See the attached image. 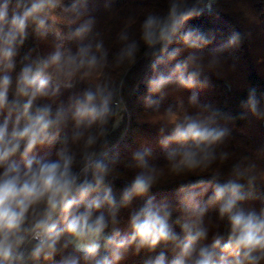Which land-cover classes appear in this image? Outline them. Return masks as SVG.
<instances>
[{
    "label": "clouds",
    "instance_id": "obj_1",
    "mask_svg": "<svg viewBox=\"0 0 264 264\" xmlns=\"http://www.w3.org/2000/svg\"><path fill=\"white\" fill-rule=\"evenodd\" d=\"M214 2L167 0L166 13L145 16L139 42L127 31L118 34L122 46L115 64L134 62L142 43L157 73L148 81L150 93L163 96L172 84L185 89L206 86L207 79H200L203 57L196 49L210 41L198 30L181 33V29ZM86 4L87 0H68L67 5L65 0H0V264H41L58 255L59 264H120L130 251L151 253L158 247L170 248L173 258L169 261L161 250L145 264H264V207L257 211L242 206L250 194L245 183L249 189L258 181L264 183V174H254V164L237 163L223 182L217 173L207 183L201 180L181 188V203L174 206L147 195L160 182L163 170L149 164L152 149L145 145L132 153L129 166L139 171L117 198L109 179L117 162L97 158L95 148L106 139L109 125L115 127L122 119L123 82L116 87L101 79L109 65V50L103 39L96 38L98 33L93 35L96 21L85 18ZM58 24L69 31L62 32ZM49 33L56 37L52 50L35 58L25 55L16 71L17 57L29 36L43 40ZM178 34L189 54L167 74L157 72L180 53L178 48L168 51ZM240 39L239 33L233 34L226 47ZM73 42L75 50L69 46ZM218 63L213 56L209 67ZM78 80L89 86L72 93L67 104L57 103L62 90L73 89ZM189 102L196 104L195 94ZM145 103L159 106L151 96ZM247 107L264 117L255 89ZM221 119L211 106L195 114L167 110L160 132L171 176L204 173L218 160L228 159L226 151L218 152L230 135ZM69 125L70 132L61 139ZM58 141L54 159L34 154ZM209 186L212 194L201 204L198 197ZM145 197L131 211L128 231L122 235L121 210ZM210 207L227 222L226 240L216 233L206 242L211 227L205 215ZM174 213H179L175 224L181 234L170 224Z\"/></svg>",
    "mask_w": 264,
    "mask_h": 264
},
{
    "label": "trees",
    "instance_id": "obj_2",
    "mask_svg": "<svg viewBox=\"0 0 264 264\" xmlns=\"http://www.w3.org/2000/svg\"><path fill=\"white\" fill-rule=\"evenodd\" d=\"M65 4H68V0H65ZM166 11L167 0H87L84 9L85 18H95L93 35L98 33L96 38L103 39L105 47L109 50V65L104 69L101 79L110 81L116 87L123 82L119 95L126 106L125 111L121 113L119 124L115 127L110 124L106 139L95 148L97 158L117 162L115 175L109 179L119 198L120 192L139 171L134 166H129L132 164V153L142 146H150L152 151L148 158L149 164L162 169L163 176L147 195L153 197L156 202H168L175 206L181 203V188L201 180L207 183L217 173L223 182L230 177L233 166L237 163L242 167L254 164V174H264V117L254 115L247 107L249 93L255 89L258 110L264 112V0H215L210 10L205 8L201 14L189 20L181 29V33L188 29L198 30L210 41L196 49L203 57L204 71L200 79L203 81L206 78L207 85L201 87L198 84L195 88L185 89L172 84L164 89L161 96L149 92L148 81L157 73L153 70L155 61L144 55L147 49L142 43L134 62L116 65L114 59L122 46L118 39L120 32L127 31L130 39L139 42L140 25L145 16L149 12L164 14ZM57 27L64 33L69 31L63 24H58ZM235 33L241 36L239 43L226 47L229 38ZM55 42L56 37L52 33L43 40L30 35L17 57L16 71H19L21 59L25 55L30 54L33 58L46 55L52 50ZM69 46L75 50L74 42ZM177 48L181 51L175 60L160 65L157 72L167 74L176 63L183 62L189 54L190 50L184 47L179 34L168 51ZM213 56L218 58L219 63L209 67ZM88 86V81L78 80L73 89L62 90L57 103L67 104L72 93L82 91ZM193 94L197 97L196 104L189 102ZM149 96L159 102L158 108L146 105L145 101ZM205 106L218 110L222 114L221 126L230 130V135L218 148V152L226 151L229 154L228 159L223 162L218 160L204 173L171 176L168 172L166 152L161 147L163 135L160 132L167 110L171 108L178 114H195ZM70 130L71 125L61 134V139ZM59 147L58 141L51 147L38 148L34 154L54 159ZM76 170H79V165ZM245 191L250 193L249 199L242 205L246 210L254 208L259 211L264 207V183L258 181L252 189L245 183ZM211 194L212 187L209 186L207 192L198 197L199 202L203 204ZM146 198L136 199L129 208L121 210L118 227L122 235L128 231L127 219L131 211L139 208ZM178 215L179 213L173 214L170 224L177 234H181L180 227L175 224ZM205 221L211 227L206 242H210L216 233L227 239V222L219 220L215 208L208 209ZM161 250L169 261L173 258L170 248L158 247L151 253L142 251L135 254L130 251L120 264H145L148 258L159 254ZM59 260L58 255L53 261H41V264H59Z\"/></svg>",
    "mask_w": 264,
    "mask_h": 264
}]
</instances>
